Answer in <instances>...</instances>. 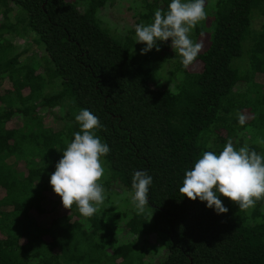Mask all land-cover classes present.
I'll use <instances>...</instances> for the list:
<instances>
[{"label": "trees", "instance_id": "obj_1", "mask_svg": "<svg viewBox=\"0 0 264 264\" xmlns=\"http://www.w3.org/2000/svg\"><path fill=\"white\" fill-rule=\"evenodd\" d=\"M115 1L0 0V264H264V200L240 211L221 196L228 212L217 215L179 193L229 139L264 155V0H206L187 69L171 40L141 55L135 31L114 33L101 12ZM133 2L147 24L171 0ZM166 65L174 87L161 85ZM82 109L110 147L92 217L65 209L49 183ZM139 170L153 177L141 215Z\"/></svg>", "mask_w": 264, "mask_h": 264}, {"label": "clouds", "instance_id": "obj_2", "mask_svg": "<svg viewBox=\"0 0 264 264\" xmlns=\"http://www.w3.org/2000/svg\"><path fill=\"white\" fill-rule=\"evenodd\" d=\"M206 0H171L167 10L157 9L150 23L135 26L137 44H144L140 54L155 49L159 42L171 40L170 47L180 57L187 69L196 61L203 45L191 38L193 29L207 18ZM80 131L74 133L71 142H66L62 158L56 163L50 176L53 192L61 198L65 209L75 204L83 217H92L100 211L106 199V190L101 183L105 175L102 158L110 153V147L102 142L95 130L103 129L100 120L88 109L75 116ZM241 126L246 117L238 114ZM264 143V141H258ZM153 177L147 171H135L132 176L131 204L137 215L145 212L149 202V189ZM179 193L190 201L206 202L207 208L217 215L226 214L221 196L238 205L240 211L255 208L264 200V155L251 150L247 144L238 150L229 139L222 151H205L184 174Z\"/></svg>", "mask_w": 264, "mask_h": 264}, {"label": "rangeland", "instance_id": "obj_3", "mask_svg": "<svg viewBox=\"0 0 264 264\" xmlns=\"http://www.w3.org/2000/svg\"><path fill=\"white\" fill-rule=\"evenodd\" d=\"M134 0H116L113 5L107 6L101 12V20L115 33L117 32L119 35L127 34L131 31H135V26L137 25V19L134 15ZM135 35L133 36V38ZM21 47H26L24 41L20 42ZM18 45V44H17ZM30 52H36L39 54V51L36 50V47H29ZM168 66L166 65L164 71H162L163 77L161 78V85L167 87H174L175 79L174 76L170 78V74L167 71ZM156 80L157 78H152ZM156 87L161 88L160 82L158 81Z\"/></svg>", "mask_w": 264, "mask_h": 264}]
</instances>
